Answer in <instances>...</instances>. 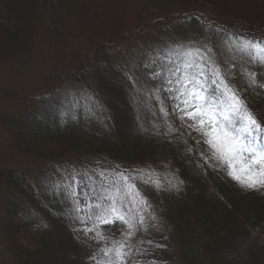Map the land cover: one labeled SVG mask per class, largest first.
I'll return each instance as SVG.
<instances>
[{"label": "trees", "instance_id": "1", "mask_svg": "<svg viewBox=\"0 0 264 264\" xmlns=\"http://www.w3.org/2000/svg\"><path fill=\"white\" fill-rule=\"evenodd\" d=\"M129 2V33L66 66L58 24L76 8L75 0H0V232L12 264H86V253L97 245L63 218L65 197L42 195L36 185L97 160L109 169L140 168L141 180L165 187L175 182L160 174L169 164L183 180L179 191H153L138 182L157 217L156 227L133 238L150 251L138 257L141 264H264V192L244 191L219 170L200 171L183 158L185 140L175 129V143L146 133L141 124L152 125V112L137 109L133 88L121 78L122 69L177 43L211 46V55L226 62L222 68L239 72L224 35L264 36V0ZM217 27L228 31L217 35ZM35 68L41 72L34 78ZM29 70L33 78L19 80ZM209 94L219 95L211 85ZM249 101L264 118V90ZM93 180L102 183L99 176ZM110 227L102 231L121 239L123 232Z\"/></svg>", "mask_w": 264, "mask_h": 264}, {"label": "snow or ice", "instance_id": "2", "mask_svg": "<svg viewBox=\"0 0 264 264\" xmlns=\"http://www.w3.org/2000/svg\"><path fill=\"white\" fill-rule=\"evenodd\" d=\"M215 31L222 35L228 30L217 27ZM224 39L231 45L226 46L233 54L231 62L240 61L237 73L221 67L226 62L211 55V46L202 50L177 43L122 69L121 78L133 88L132 102L137 109L152 112V125L141 124L146 133L175 143L172 122L178 120L189 134L195 133L191 145L184 141V159L194 160L202 172H224L244 191L264 192V147L256 143L264 137V118H257L254 102L249 101L253 93L264 90V36L232 34ZM237 52L242 55L237 57ZM210 85L219 95L209 94ZM58 175L59 180L49 179L36 187L42 195L65 197L63 218L97 245L86 253V264H141L138 257L148 256L150 251L140 246L143 241L134 242L133 238L156 227L157 217L138 182L153 191H179L183 184L178 173L175 182L169 180L165 187L159 181L141 180L145 172L140 168L116 164L109 169L99 160L92 167L69 166ZM94 175L102 178L99 186ZM116 224L124 231L121 239L112 240L102 229Z\"/></svg>", "mask_w": 264, "mask_h": 264}, {"label": "rangeland", "instance_id": "3", "mask_svg": "<svg viewBox=\"0 0 264 264\" xmlns=\"http://www.w3.org/2000/svg\"><path fill=\"white\" fill-rule=\"evenodd\" d=\"M76 8L70 12L67 19L58 24L57 43L61 50V58L66 66L75 64L81 56L91 47L101 42L118 40L122 35L129 33L132 28L133 16L129 0H75ZM47 57H51L47 55ZM46 58L44 60H46ZM46 61H50L47 59ZM39 65V64H37ZM41 72L35 68V77ZM34 71L30 70L21 75L19 80L29 81L33 78ZM27 74V75H26ZM26 75V76H25ZM5 81L0 79V83ZM20 83V82H18ZM175 131L185 140L192 141L195 133L189 134L180 122L173 121ZM256 143L264 147V139H257ZM161 175L172 179V169L169 164H164ZM111 231L122 233V225L111 226ZM13 260L7 250L4 238L0 232V264H12Z\"/></svg>", "mask_w": 264, "mask_h": 264}]
</instances>
